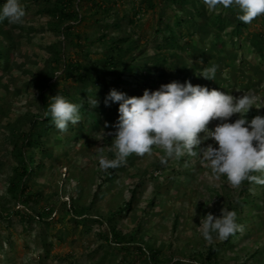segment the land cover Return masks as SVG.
<instances>
[{"label": "rangeland", "instance_id": "374dc122", "mask_svg": "<svg viewBox=\"0 0 264 264\" xmlns=\"http://www.w3.org/2000/svg\"><path fill=\"white\" fill-rule=\"evenodd\" d=\"M72 1V20L54 11L60 0H21L23 22H0V264H264V184L233 187L199 154L162 163L155 145L101 166L116 158L109 133L119 105L104 104L114 87L142 95L190 79L247 93L249 119L264 115V62L254 44L264 16L234 36L236 23L215 24L223 6L192 0L187 22L171 26L182 34L179 45L166 39L180 12L172 0ZM211 67L215 80L199 74ZM79 70L99 81L87 92L100 104L88 103L87 126L63 134L45 113L57 93L80 98ZM243 190L256 204L241 199ZM224 206L238 210L243 231L209 242L201 217Z\"/></svg>", "mask_w": 264, "mask_h": 264}, {"label": "clouds", "instance_id": "9594fccd", "mask_svg": "<svg viewBox=\"0 0 264 264\" xmlns=\"http://www.w3.org/2000/svg\"><path fill=\"white\" fill-rule=\"evenodd\" d=\"M205 3H210L213 9L218 5L238 9L237 18L244 23L264 16V0H205ZM25 15L21 0L0 3V22L22 23ZM215 73L216 68L211 67L199 74L215 80ZM58 76L59 73L55 77ZM96 93L88 97L93 109L100 104ZM112 103L119 105L114 131L109 133L114 137L116 158L102 159V167L119 166L129 155L143 156L155 145L166 154L161 157L162 163L172 157L199 154L214 174L226 176L233 187H239L245 180L264 184V175L253 174L264 173V115L249 119L253 107L249 94L234 96L207 85L193 84L190 79L173 80L156 90L146 88L142 95H129L114 87L104 98L106 106ZM236 114L238 118L233 120ZM48 115L61 132L67 131L69 123L81 121L80 105L59 93L51 96L45 113ZM212 122L214 126H210ZM201 226L202 236L209 242L214 234L225 240L244 228L237 222L236 211L225 206L219 215L212 212L203 215Z\"/></svg>", "mask_w": 264, "mask_h": 264}, {"label": "trees", "instance_id": "16d2710c", "mask_svg": "<svg viewBox=\"0 0 264 264\" xmlns=\"http://www.w3.org/2000/svg\"><path fill=\"white\" fill-rule=\"evenodd\" d=\"M172 1L176 4V7H179V10H180L179 13H182V15L184 14L185 16L184 15L182 16L181 14L176 13L175 24L174 25L169 24L167 27L169 30H171V32H170L169 36L166 37V39L168 40L169 43L176 41L179 43V45H181V42H179L182 39L181 32H180L181 35H177L174 32V29L171 28V26H174V27L176 26L179 29H181V26H183L184 23L187 22V20H188L186 18L188 12L185 10L186 9L185 5L190 3V4H192L193 7H195L196 3L193 2L192 0H172ZM72 2H73L72 0H60L61 4L57 8H54L55 9L54 11L57 12L63 18H68V19L72 20L74 17L78 16V13L76 11H73V10L70 11L67 9V6L71 5ZM238 11L239 10L234 8V7L233 8H223V11L216 18L215 24L218 26L219 29L221 28V30H225L229 25L236 23V26H237L236 29L231 30V32H233L234 36L238 35L240 37L241 32H242L241 28L246 27L247 23H244L237 18L238 17ZM193 17H194V15L191 17V20ZM228 21H229V24L227 23ZM180 31H182V30H180ZM254 40H255L254 44L257 47V51L259 53V56H260L261 60L264 62V43H262V42H264V35L261 34V37H259V39L255 38ZM109 62L113 64V63H116V60L110 58ZM79 67L81 68V66H79ZM80 71L81 70H79V78L83 81V86H82V89L80 90V91H82V95L80 96V98L75 97L73 95H67V98L80 105L81 121L83 124H86V126H87L90 123V121L88 120V117H87V114L89 113V111H88L89 101L87 100V98H88V92L87 91H89L88 90L89 86L95 85V83L99 82V81H97V79L95 77H93L92 75H90L89 73L88 74H82V72H80ZM127 83H128L127 84L128 88H133L134 83H132L131 81H128V80H127ZM122 89L124 90L123 87H122ZM91 121L92 122L96 121V118H94ZM48 123H50V126H53V127L55 126L51 120V117L49 118ZM70 127H71V129H70ZM77 129H78L77 124L75 125V124L69 123L67 131H64L62 133L65 134V133L69 132V130H71L72 132H75ZM76 133H77V131H76ZM38 138L40 139L41 137H38ZM37 163L39 164V160ZM26 170H27V172H29V169H26ZM253 174L256 175L255 173H253ZM246 182L251 183L250 181H247V180H246ZM248 184H244V185L248 186ZM241 193H242L241 199H244V202L248 203L249 200H247V196L249 194L246 195L244 190ZM249 203H251L253 205L256 204L252 201ZM231 210H234V209H231ZM235 211L238 215V210H235ZM150 256H152L151 257L152 259H157L155 252L151 253ZM209 257H211V256H209Z\"/></svg>", "mask_w": 264, "mask_h": 264}]
</instances>
